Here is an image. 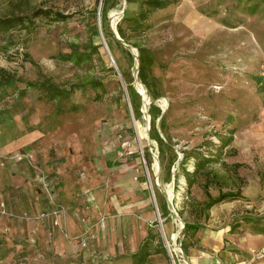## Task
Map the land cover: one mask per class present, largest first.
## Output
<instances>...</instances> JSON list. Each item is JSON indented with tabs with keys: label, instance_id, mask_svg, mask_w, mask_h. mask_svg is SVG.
<instances>
[{
	"label": "rangeland",
	"instance_id": "rangeland-1",
	"mask_svg": "<svg viewBox=\"0 0 264 264\" xmlns=\"http://www.w3.org/2000/svg\"><path fill=\"white\" fill-rule=\"evenodd\" d=\"M150 1L109 0L102 19V0H0V16L71 13L0 30V93L25 89L43 109L64 111L68 147L95 143L99 129L100 142L124 137L139 155L156 211L142 226L144 247L84 264H175L168 241L186 251V222L210 221L207 191L240 190L219 210L234 228L254 230L246 216L264 215V0ZM140 46L151 53L158 96L139 78ZM174 138L186 158L198 157L194 170ZM90 233L102 246V234Z\"/></svg>",
	"mask_w": 264,
	"mask_h": 264
},
{
	"label": "crops",
	"instance_id": "crops-1",
	"mask_svg": "<svg viewBox=\"0 0 264 264\" xmlns=\"http://www.w3.org/2000/svg\"><path fill=\"white\" fill-rule=\"evenodd\" d=\"M38 104L30 93H0V200L5 208L0 211V264H84L86 258L139 251L146 236L142 226L156 211L133 143L116 135L100 142L98 129L91 132L95 143L68 147L64 111ZM89 150L92 157L85 154ZM228 202L212 205L210 221L188 229L190 264H264V232L234 228L219 215ZM42 212L47 213L39 216ZM92 228L104 243L89 237L92 244L85 249L79 236ZM120 231L124 239L117 241Z\"/></svg>",
	"mask_w": 264,
	"mask_h": 264
},
{
	"label": "trees",
	"instance_id": "trees-1",
	"mask_svg": "<svg viewBox=\"0 0 264 264\" xmlns=\"http://www.w3.org/2000/svg\"><path fill=\"white\" fill-rule=\"evenodd\" d=\"M151 1H150V4H156L157 6L162 5V3L159 0H151ZM108 8H109V0H102L101 7L99 9L102 19L107 16ZM38 15L51 16L52 18L57 19V20L58 19L64 20V19H67L69 16H71V13H65L63 11L55 10L50 7H40L36 9L32 13V15H29V16L28 15L27 16H23V15L0 16V30H8L18 24H25L27 23V21L30 22L33 16H38ZM119 30H120L121 35L125 37V33L123 29L120 27ZM139 50H140V53H139L140 60H139V66H138L139 78L148 88H152L153 96H158L159 94V91L157 89L158 78L153 72V61L149 58L151 56V53L149 49L144 46H140ZM24 91L25 89L22 90V92ZM156 115L157 113H154L151 119V125L154 129L156 128ZM156 136L157 138L162 140V137H160L159 133H156ZM198 161L199 160L197 159L196 165L198 164ZM190 182H193V179L190 178ZM207 194L209 196V198L206 201L207 207H211L215 203L223 201V200H230V199L239 198L242 196L240 190H231V189H228L225 191L221 190L216 196H214L210 191H207ZM263 216H258V217L246 216L245 220L255 223V225L253 226L256 231L264 232L263 225H259V224H262L261 220L264 218ZM199 224L200 223L191 224V223L186 222L185 226L186 227H198Z\"/></svg>",
	"mask_w": 264,
	"mask_h": 264
},
{
	"label": "built area",
	"instance_id": "built-area-1",
	"mask_svg": "<svg viewBox=\"0 0 264 264\" xmlns=\"http://www.w3.org/2000/svg\"><path fill=\"white\" fill-rule=\"evenodd\" d=\"M214 134H215V133H214ZM174 140H175V146H176L177 144H179V148L176 147V150H177L178 153L180 154L181 159L186 158V157H185V148H186V147H185V146H182V142L179 141L177 138H174ZM217 145H219V140H218ZM202 148H203V147H202ZM209 148H211V147H209ZM217 148H219V147H217ZM216 150H217V149H216ZM182 154H183V155H182ZM181 155H182V156H181ZM205 155L210 156L211 153H207V152H206ZM212 155H214V154L212 153ZM186 159H187L186 162H188V163H186V165H187V169H188V170H194V169L196 168V161H197L198 157H197L195 154H193V155H191L190 157H187ZM189 163H190V165H188ZM190 167H191V169H190ZM41 181H42L43 185H44L45 187H47L48 192L51 193V190H50V186H51V184L49 183L48 179H47L46 177H43ZM156 207H157V209H158V206H156ZM0 211H5V208H4V202L1 201V200H0ZM175 211L177 212L176 209H175ZM52 212H53V213L55 214V216H56L55 222H56V223H59L58 214H59V212H60V209H59V208H55ZM46 213H47V212H42L39 216H44ZM39 216H38V217H39ZM183 226H184V223H182V224L180 225L181 228H183ZM89 236H91V233H90L88 230H86L81 236H79V242H80L83 246H85V245L88 243V237H89ZM176 238H177V237H176ZM168 243H169L170 250H171V256H172L173 261H174L175 264H176L175 254H176V255H179L178 258H179L181 264H190V262H189V258H188V255H187L185 249H184V244H183L182 240H180L179 242H176V241H175L174 243H171V242L168 241ZM171 246H172V247H171ZM171 248H172V249H171ZM173 250H174V252H173ZM260 255H264V247L261 249V251H260Z\"/></svg>",
	"mask_w": 264,
	"mask_h": 264
}]
</instances>
